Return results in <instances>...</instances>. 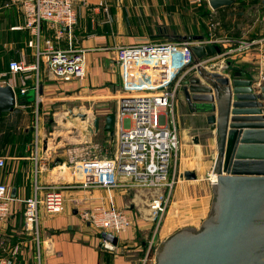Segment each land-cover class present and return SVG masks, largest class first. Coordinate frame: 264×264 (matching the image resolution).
I'll return each instance as SVG.
<instances>
[{
    "label": "crops",
    "instance_id": "0c3cea01",
    "mask_svg": "<svg viewBox=\"0 0 264 264\" xmlns=\"http://www.w3.org/2000/svg\"><path fill=\"white\" fill-rule=\"evenodd\" d=\"M6 1L0 0V84L12 85L18 102L0 115V156L6 159L5 166L0 167V183L9 186L12 197L11 214L0 221V256L15 259L19 264H146L151 252L172 234L170 228L159 230L160 216L159 222H155V216H147L152 213L149 206L152 198L167 188L120 190L79 186L85 179L82 172L85 161L112 158L117 152V118L112 135L105 127L106 116L111 112L105 111V107H100V111L94 105L97 99H120L125 94L121 67L111 48L148 40L139 20L148 18L146 6L141 5L152 4L154 8L150 11L156 10L160 24L157 31L151 32L154 38L165 36L170 41H178L189 36H204L208 39L212 33L209 27L214 25L213 37L217 41L210 45L219 46L222 53L202 58L201 64L215 70L230 61L232 66L249 71L255 77V85L264 84V51H259L264 50V0H234L231 5L217 9L203 0L191 17L185 13V5L190 0H91L89 8L79 7L76 28L67 41L60 43L64 48L87 49L86 77L67 84L57 81L44 59L38 60L34 55L29 44L32 34L23 27L22 10L18 6L7 7ZM108 17L113 18L114 23L107 25ZM130 19L139 22V31L126 28L125 21ZM42 29L45 37L53 36L47 23ZM260 40V46L255 43L250 48L239 49L242 42ZM12 59L39 64V74L32 70L25 79L23 74L11 73L9 62ZM195 72L196 69L190 71L187 77ZM23 88L25 94L21 92ZM90 99L93 102L90 103ZM64 110H67L66 121L75 123L79 130V135L65 132L64 138L70 139L67 143L57 142L56 130L51 129L54 116L63 114ZM79 112L87 114L85 120L74 115ZM95 116L101 117L98 131L90 130ZM173 116L180 140L199 136L202 146V142L208 140L207 134L203 135L205 130L215 137L205 115L188 110L181 88L176 94ZM184 179L180 182L179 177L174 184L182 183V187L183 181L198 178ZM36 183L74 186L62 190V212L50 214L42 208L37 229L28 231L22 199L35 194ZM40 193L43 196L44 193ZM190 197L198 199L200 206L196 210L186 209L192 222L185 226L196 228L197 221L200 226L210 208L205 203L207 196L190 194ZM96 207L127 212L130 226L121 235L113 234L118 238L116 243L102 236L107 231L96 229L81 219L80 211ZM202 214L205 215L200 220Z\"/></svg>",
    "mask_w": 264,
    "mask_h": 264
},
{
    "label": "built area",
    "instance_id": "2783aa9c",
    "mask_svg": "<svg viewBox=\"0 0 264 264\" xmlns=\"http://www.w3.org/2000/svg\"><path fill=\"white\" fill-rule=\"evenodd\" d=\"M199 2L200 0H195ZM90 0H7L5 5L18 6L24 16L23 27L32 34L29 44L38 60L44 59L49 72L62 84L81 81L86 77L87 49L79 46L62 47L77 25V5H89ZM47 23L53 36L43 35ZM213 33L206 40L193 42H139L113 47L120 64L126 94L119 100L116 138L117 152L112 158H92L84 162L85 179L82 188H115L120 190L171 189L177 176L180 136L173 116L176 94L181 83L198 64L194 62L192 46L215 43ZM70 41V40H69ZM260 41L242 42L239 49L252 47ZM39 64L12 59L9 70L13 74H39ZM38 79V76H37ZM136 80L135 82H131ZM39 83L36 84L38 91ZM22 94L26 89L21 90ZM6 159L0 156V167ZM74 186V185H71ZM62 184L40 185L35 194L22 199L25 228L37 229L41 210L50 214L62 212ZM43 192V196L42 193ZM12 197L7 184L0 183V221L11 214ZM169 202L164 193L152 198L149 206L157 216L163 214ZM81 219L94 228L121 235L130 226L124 210L96 207L80 211ZM153 246V245H152ZM106 247H111L106 245ZM0 264H19L15 259L0 256Z\"/></svg>",
    "mask_w": 264,
    "mask_h": 264
},
{
    "label": "water",
    "instance_id": "95a60500",
    "mask_svg": "<svg viewBox=\"0 0 264 264\" xmlns=\"http://www.w3.org/2000/svg\"><path fill=\"white\" fill-rule=\"evenodd\" d=\"M234 0H209L213 9ZM201 41L204 36L185 37ZM195 74L183 79L181 90L188 110L203 114L215 131L217 158L213 172V201L209 215L199 228L184 227L155 248L154 264H264V84L228 61L220 69L208 70L201 59L222 49L215 45H193ZM18 102L15 88L0 84V115ZM69 111L74 113L73 108ZM86 119L87 114L76 113ZM106 129L115 134L116 115L106 116ZM95 116L90 130H99ZM194 143L199 144V136ZM187 180L197 173L185 170ZM102 236L114 243L112 233Z\"/></svg>",
    "mask_w": 264,
    "mask_h": 264
},
{
    "label": "rangeland",
    "instance_id": "374dc122",
    "mask_svg": "<svg viewBox=\"0 0 264 264\" xmlns=\"http://www.w3.org/2000/svg\"><path fill=\"white\" fill-rule=\"evenodd\" d=\"M202 1L203 0H200L199 2H197L195 0H190V3H188V5H185L186 16H188V17L194 16V11H196V8L198 7V5L202 4ZM204 1H206V0H204ZM207 1L209 2V0H207ZM90 2H91V0H90ZM150 5H151V7H150ZM87 6H89V5H77L76 13L80 12L79 10L81 7L86 8V9L89 8ZM141 6L142 7L146 6L145 9H147L146 15L148 18H141V20H139L141 25H142V28L145 32V36L148 38V40H146V41H150V42H172L168 38H165V36H162V37H159V36L156 37L155 36V38H154L151 35V32L153 30L157 31L158 25L160 26V24H158V21H159V19L157 18L158 14H156L157 13L156 10L154 11L152 9V11H150L151 8H154V6H152V4H142ZM142 7H141V10L144 12ZM77 8H79L78 11H77ZM150 12H151V14H150ZM78 13H77V15H78ZM144 14H145V12H144ZM168 15H170V14L168 13ZM107 20H108L107 25L114 23L113 18L109 19V17H108ZM125 24H126V28L131 27V28L137 29V31H139L138 28H140V27L137 26V25H139V22L136 21L135 19H130V21L126 20ZM76 26H75V28H76ZM161 26L166 27V25H161ZM214 27H215L214 25H210V27H209V29L211 28L210 32L213 33ZM185 40H189V39L186 38ZM204 40H206V39H204ZM193 42H196V41L193 40ZM136 43H139V42H136ZM206 44L210 45V43H205L203 45H206ZM259 46H260V43H259ZM113 47H115V46H112V48ZM259 51H264V50L260 49ZM223 66H225V65H223ZM186 76H188V75H185L184 79L186 78ZM124 92H126V90H124ZM112 96H114V95H112ZM119 98L120 99H116V97L100 98V99L95 100L94 105L96 106V108H99V109H100V107H105V109H104L105 111L107 110V112H111V114H115L117 117V112H118V108H119V100L121 101V97H119ZM117 100H118V102H117ZM89 102L90 103L93 102V99H90ZM73 107H75V106H73ZM64 111L65 112L63 114H61V115L58 114L57 116H54V120L52 122V128L51 129L56 130V132H54V135L57 138V142L62 141L64 143H67V140H70V139L64 138L65 132H68L71 135H76V134L79 135V130L77 128V125H75V123H69L66 121V111L67 110H64ZM100 111H102V109H100ZM91 114H92V112H91ZM204 134H207L206 138L208 140L203 141L202 146H201V143L199 145L194 144L193 140L190 137H187L188 138L187 140H183V141L180 140V151H179V155H178V159H177V176H176L175 180L178 181L179 177H180V182H182L183 178H181V174L184 173L185 170L195 171L197 173L198 179L193 180V181H183L185 185L182 187H181L182 183L179 185L174 184L171 189H165L163 191L165 196H169V202H168V205L166 207L165 212L163 214H159V215L155 216V218H156L155 222H159L158 221L159 216L162 219L160 222V228H159L160 231L165 229V228L166 229L170 228L168 230L173 234L181 228L188 227L185 225L191 224L192 218H191V215L188 216V214L185 213V212L190 213L186 209H188L189 207H193V210H196L200 206L199 205L200 201L198 199H195V197L194 198L190 197V194L191 195L196 194L198 197L199 196H203V197L207 196V201L205 203L211 210V205H212V201H213V197H214L213 185H212L213 177L212 176L215 174L213 172V167L215 164V160L217 158V147H216L215 137L212 138V136H213L212 133H209L210 134L209 135L207 133V131L205 130L203 135ZM210 138H211V141L209 142ZM188 184H190V185H188ZM177 185H178V187H177ZM172 201H174V203ZM183 210H185V211L183 212ZM168 212H169V214H168ZM184 213H185V215H184ZM204 215L205 214H202L201 217L199 216L200 220L204 217ZM208 215H209V213L206 215V218L208 217ZM147 216L148 217H154V214L151 213V214H148ZM168 217L170 218V220H172V219L174 220V222L173 221L170 222L172 226L168 225V223L170 221L169 219H168L169 221L166 220ZM159 220H160V218H159ZM197 222L199 223L200 221H197ZM198 223L196 225V228L200 227L199 226L200 223L199 224ZM154 262H155V252L152 251L150 254V258L146 262V264H154Z\"/></svg>",
    "mask_w": 264,
    "mask_h": 264
},
{
    "label": "bare ground",
    "instance_id": "6f19581e",
    "mask_svg": "<svg viewBox=\"0 0 264 264\" xmlns=\"http://www.w3.org/2000/svg\"><path fill=\"white\" fill-rule=\"evenodd\" d=\"M212 177H213V183L216 182L217 175L214 174Z\"/></svg>",
    "mask_w": 264,
    "mask_h": 264
}]
</instances>
